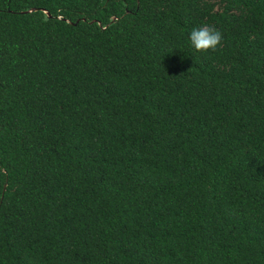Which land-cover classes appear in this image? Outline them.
<instances>
[{
	"label": "trees",
	"instance_id": "16d2710c",
	"mask_svg": "<svg viewBox=\"0 0 264 264\" xmlns=\"http://www.w3.org/2000/svg\"><path fill=\"white\" fill-rule=\"evenodd\" d=\"M0 264H264V0H0Z\"/></svg>",
	"mask_w": 264,
	"mask_h": 264
},
{
	"label": "clouds",
	"instance_id": "9594fccd",
	"mask_svg": "<svg viewBox=\"0 0 264 264\" xmlns=\"http://www.w3.org/2000/svg\"><path fill=\"white\" fill-rule=\"evenodd\" d=\"M222 39V33L208 24L193 28L189 34L191 45L197 52L215 50L221 44Z\"/></svg>",
	"mask_w": 264,
	"mask_h": 264
}]
</instances>
